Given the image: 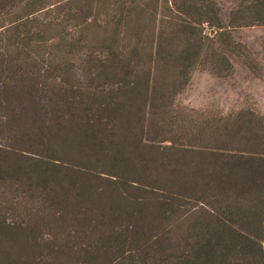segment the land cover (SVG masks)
<instances>
[{"label": "trees", "instance_id": "obj_1", "mask_svg": "<svg viewBox=\"0 0 264 264\" xmlns=\"http://www.w3.org/2000/svg\"><path fill=\"white\" fill-rule=\"evenodd\" d=\"M253 26L264 0H0V264H264V112L176 103L264 79Z\"/></svg>", "mask_w": 264, "mask_h": 264}, {"label": "rangeland", "instance_id": "obj_2", "mask_svg": "<svg viewBox=\"0 0 264 264\" xmlns=\"http://www.w3.org/2000/svg\"><path fill=\"white\" fill-rule=\"evenodd\" d=\"M234 40L244 44L264 69V27H242L231 32ZM176 103L195 110L234 113L240 109L264 112V79L253 76L237 63L233 72L217 78L205 71H194Z\"/></svg>", "mask_w": 264, "mask_h": 264}, {"label": "water", "instance_id": "obj_3", "mask_svg": "<svg viewBox=\"0 0 264 264\" xmlns=\"http://www.w3.org/2000/svg\"><path fill=\"white\" fill-rule=\"evenodd\" d=\"M213 32V30H210V34Z\"/></svg>", "mask_w": 264, "mask_h": 264}]
</instances>
